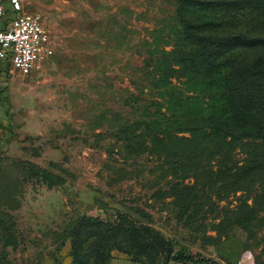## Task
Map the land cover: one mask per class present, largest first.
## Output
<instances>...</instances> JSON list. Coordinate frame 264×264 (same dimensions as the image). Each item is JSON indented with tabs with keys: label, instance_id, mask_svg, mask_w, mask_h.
I'll return each mask as SVG.
<instances>
[{
	"label": "rangeland",
	"instance_id": "obj_1",
	"mask_svg": "<svg viewBox=\"0 0 264 264\" xmlns=\"http://www.w3.org/2000/svg\"><path fill=\"white\" fill-rule=\"evenodd\" d=\"M24 2V11L40 16L48 29L54 54L37 72L20 76L9 69L3 81L0 264H72L69 225L83 217L112 222L118 214L160 234L174 252L219 264H239L249 254L252 264H264V222L252 236L233 226L219 244H209L226 227L225 221L219 230L213 226L220 221L208 207L217 201L215 192L203 187L199 202L205 204V218L180 219L168 192L169 183L179 181L172 176L178 160L168 167L164 157L119 155L117 124L133 121L156 103L153 66L174 49L175 1ZM172 84L182 87L177 79ZM38 169L64 184L47 186ZM119 169L129 179H122ZM207 169L185 183L200 182ZM240 197L241 192L230 194L219 205L231 208ZM109 264L149 263L113 251Z\"/></svg>",
	"mask_w": 264,
	"mask_h": 264
},
{
	"label": "trees",
	"instance_id": "obj_2",
	"mask_svg": "<svg viewBox=\"0 0 264 264\" xmlns=\"http://www.w3.org/2000/svg\"><path fill=\"white\" fill-rule=\"evenodd\" d=\"M173 1L178 31L168 59L153 66L156 103L133 121L117 124L113 137H122L119 155L148 154L164 157L168 167L180 164L172 168L179 181L170 182L168 190L180 219L205 218V204L199 202L203 187L215 192L217 201L208 207L220 221L213 226L219 230L225 221L226 227L209 244H219L233 226L252 236L257 223L264 222V0ZM9 69L8 61L0 63L2 105ZM206 165L200 182L185 183ZM29 170L33 174L35 169ZM37 172L49 187L65 182ZM117 173L129 179L124 170ZM238 192L242 197L236 206L219 205L221 198ZM68 232L72 264H109L113 251L149 264L160 258L164 264H219L174 252L160 234L121 214L112 222L80 218Z\"/></svg>",
	"mask_w": 264,
	"mask_h": 264
},
{
	"label": "built area",
	"instance_id": "obj_3",
	"mask_svg": "<svg viewBox=\"0 0 264 264\" xmlns=\"http://www.w3.org/2000/svg\"><path fill=\"white\" fill-rule=\"evenodd\" d=\"M19 1L12 0L11 5L19 9ZM53 54L50 33L40 16L23 11L7 21L4 0H0V63L8 61L18 75L29 76L47 63ZM239 264H252L249 254H244Z\"/></svg>",
	"mask_w": 264,
	"mask_h": 264
},
{
	"label": "crops",
	"instance_id": "obj_4",
	"mask_svg": "<svg viewBox=\"0 0 264 264\" xmlns=\"http://www.w3.org/2000/svg\"><path fill=\"white\" fill-rule=\"evenodd\" d=\"M5 1L6 0H4V2ZM4 8H5L6 16H7V21H10L14 18L15 12H17V11L20 12L22 10L24 11L25 2H24V0L19 1V9H17V7H14L13 5L6 4V2H5Z\"/></svg>",
	"mask_w": 264,
	"mask_h": 264
}]
</instances>
